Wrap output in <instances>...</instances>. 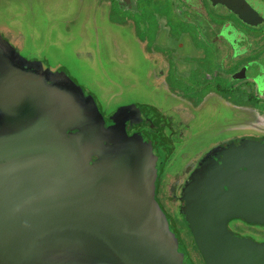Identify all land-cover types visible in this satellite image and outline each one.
<instances>
[{"label":"water","instance_id":"95a60500","mask_svg":"<svg viewBox=\"0 0 264 264\" xmlns=\"http://www.w3.org/2000/svg\"><path fill=\"white\" fill-rule=\"evenodd\" d=\"M167 116L107 112L0 32V264H264V241L234 228L264 226V136L215 142L166 173L185 136Z\"/></svg>","mask_w":264,"mask_h":264},{"label":"rangeland","instance_id":"374dc122","mask_svg":"<svg viewBox=\"0 0 264 264\" xmlns=\"http://www.w3.org/2000/svg\"><path fill=\"white\" fill-rule=\"evenodd\" d=\"M105 2L0 0V32L22 55L47 60L54 69H67L107 112L138 103L154 105L168 115L174 130H184L185 136L177 139L181 141L169 156L166 173L182 172L195 154L215 142L252 132L244 130L245 119L236 108L213 94L194 106L159 83L158 64L133 29L111 20L103 9ZM181 106L194 113L182 125L180 113L175 112ZM252 229L262 232L264 226Z\"/></svg>","mask_w":264,"mask_h":264},{"label":"flooded vegetation","instance_id":"af4514ba","mask_svg":"<svg viewBox=\"0 0 264 264\" xmlns=\"http://www.w3.org/2000/svg\"><path fill=\"white\" fill-rule=\"evenodd\" d=\"M105 4L111 20L135 31L158 64L156 78L165 88L194 106L213 94L243 115L244 130L264 136V0H106ZM165 192L159 198L171 209L174 201ZM234 228L264 241V231L238 224ZM183 237L191 258L198 262L193 240Z\"/></svg>","mask_w":264,"mask_h":264}]
</instances>
